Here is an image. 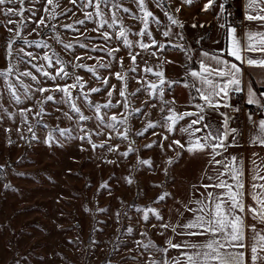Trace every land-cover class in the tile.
Masks as SVG:
<instances>
[{"label":"rangeland","instance_id":"rangeland-1","mask_svg":"<svg viewBox=\"0 0 264 264\" xmlns=\"http://www.w3.org/2000/svg\"><path fill=\"white\" fill-rule=\"evenodd\" d=\"M232 1L215 0L207 9L209 0L201 1L199 13L191 14H199L205 21L185 28L188 12L182 11L187 10L184 0H161L160 7L156 0H145L148 10L161 22L149 24L151 36L140 35L143 23L133 14L142 13L134 0H115L120 5L116 10L120 19L114 28L108 24L100 28V16L85 18L87 13H95V0L89 7H84L87 0H53L52 4L48 0H25L23 13L19 3L0 5V72L12 66L11 74L0 78V264L160 262L156 249H160L167 231L163 227L165 206L170 208L173 198L185 191L184 182L195 175L202 161V152L189 151L184 142L188 143L189 137L180 131L192 117L185 116L176 124L168 118L194 112L190 108L193 46L209 33L207 11L217 14L223 3L230 20ZM10 7L15 14H6ZM165 13L179 24H171ZM112 16L109 5L103 18L110 24ZM122 26L131 42L128 47L117 38ZM165 31L172 34L166 37ZM104 32L109 34L107 41ZM25 40L39 41L42 46ZM93 49L114 50V56ZM45 55L50 57L51 66ZM56 56L83 84V88L70 90L68 103H58L64 93L55 88L73 84L74 77L53 81L33 67H42L55 76L62 67L56 63ZM100 62L110 67L88 71ZM75 63L86 67L73 69ZM25 71L32 72L39 84L19 75ZM162 80L165 84L160 92ZM9 81L21 95L20 81L29 85L31 98L16 104L10 98ZM37 86L48 91H36ZM93 88L100 91L91 92ZM121 89L125 90L124 97L120 96ZM48 95L54 99L47 101ZM109 102L112 108L101 107L97 113L95 104ZM41 108L43 114L38 116ZM22 109L29 110L25 117L19 115ZM80 115L89 119L81 120ZM112 117H116L114 129L107 126L113 123ZM120 120L126 123L119 124ZM149 124L154 127L148 128ZM30 125H35V138ZM198 127L201 129L202 123ZM54 129H69L71 135L63 137L59 131H52L54 141L45 143ZM81 136L87 138L82 140ZM93 144L104 146L94 148ZM130 147L134 151L123 155ZM138 160L151 163L142 165Z\"/></svg>","mask_w":264,"mask_h":264},{"label":"snow or ice","instance_id":"snow-or-ice-1","mask_svg":"<svg viewBox=\"0 0 264 264\" xmlns=\"http://www.w3.org/2000/svg\"><path fill=\"white\" fill-rule=\"evenodd\" d=\"M29 2H34V0H29ZM134 2L137 4V7L139 11L142 13L141 16H136L133 14L135 19L141 20L143 23V28L140 30V35H148L151 36V33L148 31V27L150 23H156L159 25L161 22L156 18L154 13L148 10L147 5L145 3V0H134ZM157 6H162L161 0H156ZM185 3H191V0H184ZM17 3L21 5L20 7V13H23L25 9L23 8V5L25 3V0H0V5H12L15 6ZM53 0H48V4H52ZM215 3V0H209L208 4L205 5V9L212 6ZM224 3H227V0H224ZM93 5V0H87V3L84 5V7H89ZM104 6L103 8L101 6ZM109 5H111L113 10V16H112V23H108L106 19L103 18L104 16V8H107ZM94 7L96 9L95 13H87L86 19L91 20L93 18V15L100 16L101 19L99 21V27L103 28L105 24H108L109 28H114L117 20L120 18L116 15V10L120 7V5L115 2V0H95ZM47 8V6H46ZM248 9L256 10L260 14L259 15H246L247 20H261L264 21V0H246V11ZM28 11H32V9H27ZM123 11L129 12L130 10L128 8H124ZM176 11H179V9H176ZM224 12V4H221V13ZM13 13V8H8L6 10V14ZM35 15V13H33ZM165 15L168 17V20L171 22V24H179V21L176 20L173 16L168 15V13H165ZM52 18V17H50ZM41 23H43V20H41ZM77 23H83V21H78ZM65 27L71 28L72 25H66ZM221 27H224V25H221ZM236 28L231 27L229 29V35L232 36L233 42L232 47L228 49L227 55L234 57L235 60L241 61L243 63L244 61L247 62L248 65H258L261 68H264V59L254 60L252 58L245 56H242V52H248V51H262L264 52V32H257L255 34L251 32H246L245 37L242 38L235 35ZM172 33L170 31H165L163 33L164 36L168 37ZM19 31L17 32V36H19ZM127 36V29H125L123 26L121 27V30L117 33V38H122L124 45L126 47L130 46L131 42L126 38ZM256 38L258 40L257 43H253V39ZM103 39L107 41L109 39V34L107 32L103 33ZM25 43H35L37 46H42L41 42L39 41H24ZM153 43H156L155 40H153ZM81 47H85L84 45H80ZM65 47H71V45H65ZM141 47H145L143 44H141ZM160 47H163V45H160ZM100 50V51H106L107 55L114 56V50H106V49H93ZM31 55V53H29ZM55 55V54H53ZM207 55V54H205ZM44 60H48L50 62L51 66V59L48 55H45ZM23 60V57H21ZM56 63L62 65V67L56 72L55 76H50L48 72L44 71L42 67H37L36 65H33V67L37 68V71L45 77V79H51L55 81L57 78L59 79H67L74 77V73L69 72L66 67H64V62L59 58V56L55 57ZM80 59L79 57L77 58ZM133 61L135 60V56L132 57ZM217 64L223 63L225 67L227 68L229 65L228 61H221L218 57L216 58ZM71 67L73 69L75 68H85L86 65L81 63H75L72 64ZM110 67L109 64L106 63H97L94 67L88 68L89 72H95L97 69L100 68H108ZM12 72V66L9 67V69L6 72H0V78H4L8 75H10ZM240 72V68L235 64L230 65V69L225 70H219L216 72V75L222 77L225 79L226 82L224 83H218V82H209L207 80H203L202 82L205 84H208L207 88H197V92L200 94L201 98L205 101V105L208 107H212L214 110H218L220 107H229L230 105L227 103V100L229 98L230 92H240L242 89L240 87V80L237 78L238 74ZM19 75L25 76V77H31L33 81L37 82V85L39 84V81H37V77L33 75L32 72L25 71L23 73H20ZM192 77L196 78L198 76H201L202 74L197 73L195 71L191 72ZM119 79H123L120 74H117ZM75 82L71 85H56L55 91L63 92L64 96L61 98V101L68 103L70 99V90L73 88H83V84L80 82L79 77H74ZM105 83H108L107 80H105ZM165 82L162 80L159 85V91L163 92ZM194 86V85H193ZM20 87L23 88L24 92L23 95L21 93L17 92L14 88V86L11 84V82H8V89L10 98L16 103V104H22L24 99H30V86L25 85L23 81H20ZM115 87V86H113ZM153 89H156V85H152ZM36 91H39L41 93L48 91V89L40 88L37 86ZM99 88H93L91 89V92H99ZM139 91V89L137 90ZM85 98H87V93H83ZM109 96H112V93L109 92ZM120 96H125V90L121 89ZM219 98V99H217ZM54 97L52 95H48L46 97L47 101H52ZM223 101V103H222ZM248 104H253L258 106V110L264 111V93H259L257 91H254L251 87V85H248ZM92 106L91 104L89 105ZM126 108L128 107V104L125 103L124 105ZM73 110L77 113H79L80 109L75 107V104H72ZM112 108L113 104L111 102L100 105L95 104V108L97 110V113L99 112L100 108ZM197 111L196 112H185L182 115H175L170 116L168 119L172 121V124H176L178 121L183 120L185 116L188 117H197L196 119H193L191 123L187 127H181L180 131L184 132L188 135V145H189V151L193 150H206L210 149L213 156L215 155H223V152L227 150L228 147L231 145L227 143V139L229 136L232 137V143L234 144L236 140L238 139L237 133L239 129L237 128H230L229 127V121L232 119V117L228 116L226 113H221V115L224 117V123H223V131L221 132L219 129H212L211 131L206 132V134L203 137H199L196 139L195 143H193L192 136L194 135L193 132V126L200 124L201 121L204 120V106L197 104L196 106ZM235 111H240L239 108H235ZM25 111L22 109L19 113L21 117H25ZM139 111V110H136ZM43 114V108H41V111L37 113V115ZM81 120L89 119V117L80 115ZM97 119L100 120V117L97 116ZM249 121L256 125L258 128L257 134L253 140V138L250 136V142L259 143L261 145H264V119L259 120L258 122L253 120L252 115L249 114L248 116ZM113 123H109L107 126L109 128H116L117 123L116 117H112ZM26 122V118H25ZM101 123H103L102 120H100ZM37 124L40 123L39 120L36 121ZM119 124H125L126 120H120L118 122ZM172 124L168 125L169 130L172 128ZM34 127L35 125L29 126V131L33 132V137L35 138L34 133ZM154 125L149 124L148 128H152ZM206 128H211V125H204ZM52 131H59L60 135L63 137H68L71 135V132L69 129H54L50 130L48 139L45 141V143H50L54 141V137L52 136ZM147 131V129H145ZM200 128H195V132H199ZM142 132H137L136 135H142ZM87 136H81L80 139L84 140ZM175 143L179 144V141H175ZM95 147H103L104 145H92ZM145 147H151V145H145ZM183 147V145H181ZM109 150L111 151V147H109ZM134 151L133 148H129L128 151L124 152L123 155L127 156L129 152ZM231 160L233 163L228 164L224 160H219L216 163L220 164L225 168V172L228 173V175L231 178L232 183L228 184L227 181H225L223 177V173L219 174V183L214 185H209L211 187L215 188H223L226 190V197H220L217 196L214 192H209L206 199L211 200L214 202L212 205H206L203 200H196L195 203L198 205L197 208L192 209L193 212V218L190 219L187 223L182 225L184 229L187 231L185 232L186 235L189 236H209L204 241L193 243V242H185L184 247L187 249H191V252L189 251H182L180 253L179 258H172L171 260H163L162 262H153V264H264V228L257 229L256 225L250 226V231L248 233L247 238L245 237V224L243 219V214L245 213V204H244V193H243V169H242V161L239 164H236L235 161L237 160L236 157H232ZM139 164L142 165H148L151 163L150 160H138ZM210 180H215L217 177H209ZM256 179H264V177H252V180L255 181ZM127 182L130 184L132 181L131 179H128ZM106 187V185H102ZM206 186V187H209ZM259 187L260 192L253 194V200L256 201L257 205L259 207L253 208L251 205L247 208V214L252 215L253 219L258 221L260 224H264V184L256 185L255 183H252V192ZM234 189V190H233ZM250 192V194H252ZM163 199V197H161ZM208 208V211L205 212L204 209ZM101 211H104L101 209ZM240 213V214H238ZM144 219H148L147 213H145ZM195 229V231H193ZM174 230V229H173ZM131 231V229H129ZM170 247L173 248H179L181 245L173 244L171 241H169ZM145 248H148L149 245H144ZM156 251H167V249H159L157 248Z\"/></svg>","mask_w":264,"mask_h":264},{"label":"crops","instance_id":"crops-1","mask_svg":"<svg viewBox=\"0 0 264 264\" xmlns=\"http://www.w3.org/2000/svg\"><path fill=\"white\" fill-rule=\"evenodd\" d=\"M201 1H194L191 3H185V9L183 12H188L187 22L183 25L185 28H191L192 25L195 27V24L203 23L204 18H201V15H192L191 13H199L197 11L198 7L201 5ZM232 17L238 18L240 20V25L236 28L235 35L242 38L245 37L246 32H251L253 34L257 32H264V21L261 20H247L246 15H259L260 13L256 10L248 9L246 11V0H233L232 2ZM196 7V8H195ZM209 18L207 22L210 24V30L208 35L197 43V47L193 46V56H195V62L193 65V70L197 73L202 74L196 78L190 76V82L192 84L193 90V100H191L190 108L194 112L197 111L196 105L200 104L204 106V120L201 121L202 128L199 132H195V128H199L198 124L193 126L194 138L193 143L199 137H203L206 132L211 131L212 129H219L223 131L224 117L221 113H227V107H220L218 110H214L212 107L205 105V101L201 98L200 94L197 92V88H207L208 84L203 83V80L209 82H226L224 78L216 75V72L219 70H229L230 65L235 63L239 68L240 72L238 74V79L240 80V92H230L227 103L229 104L231 99L237 95H241L243 100L247 102L248 99V85H251L254 91L259 93H264V68H261L258 65H248L246 61L241 63V61L235 60L234 57L227 55L228 49L232 47L233 38L229 35V29L234 27L232 19L228 20L225 13H221V8H219V13H211L212 11H207ZM193 19V20H192ZM224 25V27H221ZM253 43H257L256 38L253 39ZM207 54V55H205ZM242 56H247L254 60L264 59V52L262 51H248L242 52ZM190 56V55H189ZM219 58L221 61H228L229 65L226 68L223 63L217 64L216 58ZM219 99V98H217ZM223 103V101H222ZM229 116V115H228ZM249 114L244 118L243 126V137L238 138L236 142L232 143V137L229 136L227 143L231 146L223 152V155L213 156L210 149L201 151V164L196 170L195 175L190 179L184 182L185 191L178 197H174L170 203V208L166 204L164 209V220L165 223L163 226L167 231L163 235V240L160 243V249H167V251H160L159 261L171 260L172 258H179L182 251H189L191 249L185 248L183 245L185 242H201L209 238V236H189L186 235L187 231L182 227L190 219L193 218L192 209L197 208L198 205L195 203L196 200H203L206 205L214 204L213 201L206 199L209 192H214L217 196L226 197V190L223 188H215L209 185H214L219 183V174L223 173V179L227 181L228 184H231V178L225 168L216 162L219 160H224L226 163L231 164L233 161L232 157H236V164H239L242 161L243 169V193H244V204H245V213L243 214L244 224H245V237L247 238L250 231L251 225H256L257 229L264 228V224L258 223L254 220L252 215L247 214V208L251 205L253 208L259 207L256 201L253 200V194L259 193L260 188L257 187L254 192H252V183L256 185L264 184V179L252 180V177H264V145L259 143L250 142V136L255 138L258 128L256 125H253L249 119ZM197 118L195 116L192 117ZM253 118V117H252ZM264 119V111L256 117L253 118L255 121ZM191 123V122H190ZM189 123V124H190ZM200 123V124H201ZM180 124V122H179ZM178 124V127H179ZM204 125H211V128H206ZM229 127L234 128L232 121H229ZM184 142L188 145L187 141ZM217 177L215 180H210L209 177ZM209 186V187H206ZM234 190V189H233ZM252 192V194H250ZM169 208V209H168ZM205 212L208 211V208L204 209ZM240 214V213H238ZM174 229V230H173ZM195 231V229H193ZM169 241L173 244L181 245L179 248L170 247Z\"/></svg>","mask_w":264,"mask_h":264},{"label":"built area","instance_id":"built-area-1","mask_svg":"<svg viewBox=\"0 0 264 264\" xmlns=\"http://www.w3.org/2000/svg\"><path fill=\"white\" fill-rule=\"evenodd\" d=\"M234 27H238L240 25V20L238 18L232 17V23ZM229 107H227V113L230 117H232L231 121L234 128L239 129L237 133V137L240 139L243 137V126H244V118L247 114H251L253 118H256L261 111L258 110L257 105L248 104L243 100L241 95H237L231 99L229 103ZM235 108H239L240 111H235Z\"/></svg>","mask_w":264,"mask_h":264}]
</instances>
